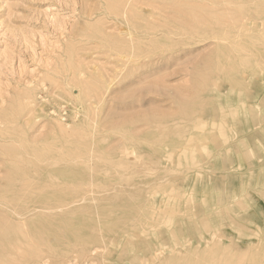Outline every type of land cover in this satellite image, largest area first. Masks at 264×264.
Wrapping results in <instances>:
<instances>
[{
    "label": "rangeland",
    "instance_id": "1",
    "mask_svg": "<svg viewBox=\"0 0 264 264\" xmlns=\"http://www.w3.org/2000/svg\"><path fill=\"white\" fill-rule=\"evenodd\" d=\"M145 263L264 264V0H0V264Z\"/></svg>",
    "mask_w": 264,
    "mask_h": 264
},
{
    "label": "bare ground",
    "instance_id": "2",
    "mask_svg": "<svg viewBox=\"0 0 264 264\" xmlns=\"http://www.w3.org/2000/svg\"><path fill=\"white\" fill-rule=\"evenodd\" d=\"M173 3V2H172ZM194 11V10H193ZM192 12V11H191ZM131 36V35H130ZM59 126V125H58ZM60 126H61V124H60ZM59 128H61V127H59ZM191 137V136H190ZM191 153V152H190ZM173 215V214H172ZM157 253V252H156ZM146 264V263H145Z\"/></svg>",
    "mask_w": 264,
    "mask_h": 264
}]
</instances>
